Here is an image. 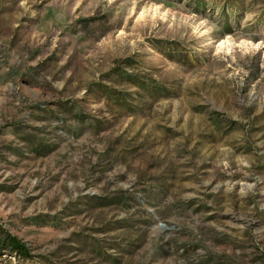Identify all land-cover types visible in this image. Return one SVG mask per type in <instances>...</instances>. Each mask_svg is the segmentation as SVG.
I'll return each instance as SVG.
<instances>
[{"label":"rangeland","instance_id":"374dc122","mask_svg":"<svg viewBox=\"0 0 264 264\" xmlns=\"http://www.w3.org/2000/svg\"><path fill=\"white\" fill-rule=\"evenodd\" d=\"M0 264H264V0H0Z\"/></svg>","mask_w":264,"mask_h":264},{"label":"trees","instance_id":"16d2710c","mask_svg":"<svg viewBox=\"0 0 264 264\" xmlns=\"http://www.w3.org/2000/svg\"><path fill=\"white\" fill-rule=\"evenodd\" d=\"M8 247L13 248L16 252H19L21 255H28V252L24 246L16 237L8 236Z\"/></svg>","mask_w":264,"mask_h":264}]
</instances>
